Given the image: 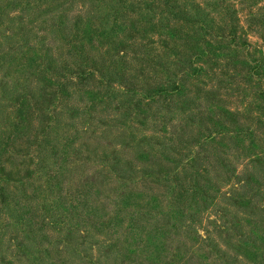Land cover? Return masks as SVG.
<instances>
[{"label":"rangeland","instance_id":"obj_1","mask_svg":"<svg viewBox=\"0 0 264 264\" xmlns=\"http://www.w3.org/2000/svg\"><path fill=\"white\" fill-rule=\"evenodd\" d=\"M0 186V264H264V0H0Z\"/></svg>","mask_w":264,"mask_h":264},{"label":"trees","instance_id":"obj_2","mask_svg":"<svg viewBox=\"0 0 264 264\" xmlns=\"http://www.w3.org/2000/svg\"><path fill=\"white\" fill-rule=\"evenodd\" d=\"M73 73H74L73 75H70V76L68 75L66 79L70 78V79H75V80H78V79L83 80V79L89 78L91 76L94 78L95 75H98V76L101 75L100 73H97L95 71L87 72V70H80V71L73 72ZM104 81L107 82L106 79H104ZM107 86H110L111 87L110 84H107ZM65 88H66V85H64L63 82H61V83L58 84L57 90L55 92L56 100L57 99L58 100H61L62 99L63 92L65 91ZM174 89H176V88H174ZM173 91L174 90H171V89H169L167 87H163L160 90V92H162L164 95H169ZM56 106H57L56 103H52V104H50L48 106V108H47L48 115H50V114L56 115L55 114V112H56V110H55L56 109ZM21 109H22V107H21ZM8 193H9V191H7V188H5L3 186H0V199H1V202L0 203H3L4 204V203L7 202L8 197H9V194Z\"/></svg>","mask_w":264,"mask_h":264}]
</instances>
